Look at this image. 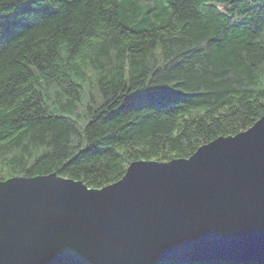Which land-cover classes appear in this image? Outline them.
<instances>
[{
  "label": "trees",
  "instance_id": "1",
  "mask_svg": "<svg viewBox=\"0 0 264 264\" xmlns=\"http://www.w3.org/2000/svg\"><path fill=\"white\" fill-rule=\"evenodd\" d=\"M263 115L264 0H0V182L101 189Z\"/></svg>",
  "mask_w": 264,
  "mask_h": 264
},
{
  "label": "water",
  "instance_id": "2",
  "mask_svg": "<svg viewBox=\"0 0 264 264\" xmlns=\"http://www.w3.org/2000/svg\"><path fill=\"white\" fill-rule=\"evenodd\" d=\"M213 259L264 264V115L101 189L57 173L0 182V264Z\"/></svg>",
  "mask_w": 264,
  "mask_h": 264
},
{
  "label": "bare ground",
  "instance_id": "3",
  "mask_svg": "<svg viewBox=\"0 0 264 264\" xmlns=\"http://www.w3.org/2000/svg\"><path fill=\"white\" fill-rule=\"evenodd\" d=\"M128 170V169H127ZM127 172V171H126ZM126 174V173H125ZM228 261H232V260H228ZM198 262H200V261H198ZM201 262H203V261H201ZM206 262V261H205Z\"/></svg>",
  "mask_w": 264,
  "mask_h": 264
}]
</instances>
